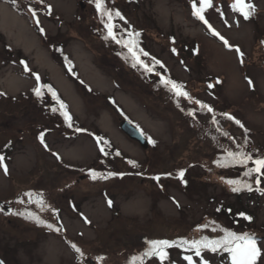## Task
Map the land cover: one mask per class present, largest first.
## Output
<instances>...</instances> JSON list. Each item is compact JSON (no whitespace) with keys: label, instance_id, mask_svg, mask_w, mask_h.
I'll return each instance as SVG.
<instances>
[{"label":"rangeland","instance_id":"374dc122","mask_svg":"<svg viewBox=\"0 0 264 264\" xmlns=\"http://www.w3.org/2000/svg\"><path fill=\"white\" fill-rule=\"evenodd\" d=\"M6 1L0 0V156L7 172L0 166V201L13 204V210L0 214V258L5 264H189L187 255L194 264H230L224 251H202L197 257L178 246L166 249L163 262L143 256L152 240L200 239L213 231L212 226L201 229L200 223L220 205L249 212L252 220L235 226L245 224L264 237V189L241 173L239 180L252 184V191L231 190L224 181L228 172L213 161L222 155L210 140L215 135L194 131L175 101L153 89L154 79L146 80L128 65L120 49L105 39V16L95 0H43L52 13L39 11V24L26 8L16 11L13 0ZM20 1L24 6L29 2ZM212 1L205 18L243 52V62L194 15L192 0H108L104 7L119 10L126 21L120 23L140 31L145 50L194 97L240 119L251 132V147L261 150L264 0H246L257 10L248 19L233 10L234 0ZM40 82L51 85L62 99L73 127L47 88L41 91L48 101L36 96L33 89ZM122 119L154 143L143 148L130 139L119 128ZM92 132L120 154L101 152ZM93 170L103 176L92 179ZM109 172L123 175L107 176ZM40 195L42 203H33ZM36 210L52 215L43 220L53 225L58 217L60 230L27 217V212L37 215ZM218 232L215 226L211 233ZM259 246L258 264H264V239ZM136 256L143 259L133 262Z\"/></svg>","mask_w":264,"mask_h":264},{"label":"snow or ice","instance_id":"6c2138e0","mask_svg":"<svg viewBox=\"0 0 264 264\" xmlns=\"http://www.w3.org/2000/svg\"><path fill=\"white\" fill-rule=\"evenodd\" d=\"M15 3V0H13ZM40 3H43V0H40ZM212 4V0H200V7H196L195 2L193 3V9H194V15H196L199 20L203 21V23L207 26L208 30L212 33L213 36L218 37L220 41L223 42L224 46L228 48H234L235 51L240 55L241 62H243V52L240 51V49L232 44L229 43V41L219 32L217 31L211 23L205 18L204 8L210 7ZM49 12L51 11V5H48ZM95 7L96 9L102 14V16L107 17V22L105 23V28L107 29V36H105V39L111 38L112 40H115L117 44H121L124 47L127 48L128 53L131 55L133 63L132 67H137V65L143 67L145 71L152 72L153 68L150 67L148 64L145 63L143 59H141V54L144 56H147L148 53L144 52L142 48L138 47V42L135 39V37L139 36L138 32H129L127 39L124 37H117L116 32L114 31L115 24L113 21V12L104 7V0H95ZM232 7L239 11L244 19H248L255 10V5L251 3H247L246 0H234V3ZM32 15L36 16V11L32 10ZM116 17H121V13L117 10L114 14ZM123 19V17H121ZM36 23L39 24L40 20L37 19ZM41 32H44V29L41 27L39 29ZM173 51H176L173 49ZM154 64H160L161 62L159 60H156L155 57H153ZM23 63V62H22ZM25 69H27V65L25 64ZM69 70H71V66L69 67ZM37 81H39L40 77L37 74L36 75ZM160 83L165 85L169 88L170 91L174 92L177 97H185L188 100H193V98L189 95L187 91L184 90V86L182 84L177 83L176 81L165 78L161 76ZM249 85H252L253 82L251 80L248 81ZM42 88H47L49 92H51L52 96L54 98H57L56 91L52 88L51 85H38L36 88L33 89L36 96L42 95ZM194 103L196 105H199L200 109L207 110L209 113H213V109L211 106L203 103L200 100H194ZM60 109L62 110V114L65 118V121L69 122V127H71V116L67 111V106L60 101L59 102ZM57 109L53 108V111H56ZM189 115H195V109H189L188 112ZM224 116L227 117V119L234 121L237 125H240L241 128H244V125L241 123L239 119H236L234 116L223 113ZM213 123L216 122L215 115L212 117ZM245 133H247V129L245 128ZM77 132L85 131V129L77 128ZM224 135H227V133H224ZM41 143L44 142V135L41 133L40 135ZM97 143H107L103 140L102 137L96 138ZM247 141H245L246 143ZM154 143V141H153ZM45 147L47 145L45 144ZM238 148H240L239 145H237ZM101 152H104L105 155H107V152L102 147L100 149ZM117 155L120 153L117 152ZM57 155V159H59V155ZM5 160L4 156H0V166H3L4 171L7 172V165H5L3 162ZM252 161L254 167L248 168L247 171L244 173L245 176H251L253 173H256V179L255 183L256 185L261 184V177H264V157H256L253 159L251 154L245 153L242 149L239 151H226V156L223 161L217 160L215 163H217L220 166H226L227 164H247L248 161ZM129 164H132L133 166H136V162L129 160ZM115 175H123V173H113L109 172L107 173V176H115ZM170 175V173L168 174ZM103 176L101 173H97L96 171H91V177L92 179H97L98 177ZM179 176L181 179L184 178V170H180ZM103 178H107L104 176ZM154 179L159 180L160 176L154 177ZM228 184L232 185V191L233 192H240L242 189H247L248 191H252V184L241 181V180H228ZM261 190V189H257ZM26 195L31 196V193H27ZM109 205H111L112 201H108ZM18 215H25L24 213H17ZM240 216L245 217L247 220H252L251 216H246L245 213L241 212L239 213ZM27 217L29 219L35 220L38 224H46L48 228H54L55 226L51 223H47L45 220L41 219L39 216H37L34 213H27ZM215 224V222H213ZM209 225L205 224L202 225V227L207 228ZM56 231H59V228H55ZM213 231H215V227H213ZM224 235L219 236L218 238H209L208 236H202L200 239H186L181 238L179 241L176 240H152L149 242L151 245L150 248H148L144 253L143 256H158L160 258V261L163 262L165 258L167 257L168 253L166 252L167 248L171 247H186L187 249H190L194 251L195 256L200 257L202 251L205 249L210 250L211 252L215 253L218 250H223L230 254L231 264H257L258 258L262 255V247L258 245V238L255 236V234L251 233H241L238 234L234 231H230L228 229H222ZM72 248L75 249L77 253H81V249L77 247L75 244L71 245ZM143 256L140 257V259H143ZM136 258H134L135 260ZM185 260L189 262V264H194L193 262V256L187 255L184 257ZM2 264V262H0ZM203 264H208L207 261H204Z\"/></svg>","mask_w":264,"mask_h":264},{"label":"trees","instance_id":"16d2710c","mask_svg":"<svg viewBox=\"0 0 264 264\" xmlns=\"http://www.w3.org/2000/svg\"><path fill=\"white\" fill-rule=\"evenodd\" d=\"M107 1L108 0H104V6H105V4H107ZM192 2L193 3L195 2L196 7H200L201 6L199 2H198L199 4L196 3V0H192ZM10 3L12 5L13 9H15L16 11H20L21 7L26 8L28 15L30 14V16L33 17L35 22L37 20V14H38L39 11L46 12V14H48V15H50L52 13V8H51L50 12L48 10L47 6L49 4L45 3V2L40 3V0H29V2L27 3V6H24L23 3L20 0H17V2L15 1V3L13 1L10 2ZM212 3H213V1H212ZM233 3H232V5H233ZM208 8L209 7H207V6L204 8V13H206L208 11L207 10ZM109 9L113 12V21L112 22L115 24L114 31L116 32L117 37L118 38L124 37L125 39H127V38H129L128 37V33L129 32H138L139 36L135 37V39L138 42V47L142 48L144 50V52H147V50H145V48L143 47V44H142L141 32L136 30L130 24L122 25L120 23V21L126 22L124 18L121 19V17H123L122 13H121V17H116L114 15L116 11L114 9H111V8H109ZM32 10L36 11V16L32 15ZM233 10L237 11L234 8H233ZM256 11L257 10L255 9L253 14ZM106 22H107V17L105 16L104 25H105ZM104 33H105V36H107V29L105 28V26H104ZM108 40L112 41V43H114V45H116L120 49L122 57L126 59L128 65L131 67L132 63H133V60H132L131 55L128 53L127 48L124 47L121 44H117L115 42V40H112L111 38H108ZM153 57L154 56H152L149 53H148L147 56H144L143 54H141V59H143L146 64H148L150 67L153 68L152 72L145 71V69L143 67L139 66V65H137V67H135V68L133 67V68L136 71H138L139 73H141L146 78V80H152V78L154 79L153 89L156 92H157V90H161L164 94L169 95L175 101V103L178 105V108L181 111L180 113L182 115V118L184 120H186L192 126V128H194L193 129L194 131L197 132L198 129L201 128V129H205V131L203 133H205V134L209 133V134H214L215 135L214 138L210 137V140L215 142V144H216L215 146L220 147V149L222 150V155L220 157H218V158L215 157L213 159L214 163L217 160L223 161L225 156H226V151L227 150L239 151V150L242 149L245 153L251 154L253 159H255L256 157H264V148L261 149V150L260 149L259 150H256V149L254 150L251 147L252 146V144H251V135H250L251 132H250V130L248 128H246L245 126H244V128H241L240 125H237L234 121L227 119V117L223 115V113H228V112L224 111V112L221 113V111L217 110L216 108H214L209 103H206V102L202 101L203 103H205V104H207V105L212 107L213 113H209V112H207V110L200 109L199 105H196L194 103V100H198V99L191 94V92H190L189 88L187 87V85L184 82H179V81L173 79L172 76L170 75L169 71L167 70V67L161 61H160L161 62L160 64H154ZM155 59L158 60L157 58H155ZM67 65H68V69L71 66V70H69V72L72 75L75 74L74 67L71 64H69V63ZM161 76H163L165 78H170V79L176 81L177 83L182 84L184 86V90L189 93V95L193 98V100H188L185 97H177L174 92L169 90L168 87H166L165 85L160 83ZM42 97H44V99L46 101H48V99H49V96L47 94H43ZM57 97H58V99L55 98L54 101H55L56 105L59 106V102L62 101V99L59 98L58 94H57ZM179 103H182V104L180 105ZM189 109H195V115H189L188 114ZM68 113L70 114L69 111H68ZM221 114H222V116H221ZM228 114H230V113H228ZM213 115H215V118H216V122L215 123H213V120H212ZM230 115H232V114H230ZM70 116H71V114H70ZM202 116L206 117V118L208 117V119L206 121H203L201 119ZM235 118L238 119L237 117H235ZM222 119H226L227 122L230 123V125L233 124L236 128L240 129L241 132H242L241 135L237 136V135L233 134L230 129L226 128L223 125V122H222L223 120ZM71 125L73 127L72 119H71ZM245 128L248 130L247 133H245V130H244ZM224 133H227V135H224ZM143 134H144V136L147 139H149L150 143L152 144L153 143L152 138H150L149 136H146L145 133H143ZM99 137H102L103 140L107 142V143H100V147L101 148L103 147L107 153H112V155L114 153L115 154L117 153V151L114 150L113 146L110 144L109 140H107L103 136H99ZM245 141H247V142L245 143ZM237 145H239L240 148H238ZM215 164L218 165L217 163H215ZM218 166L220 167V169H222V171L228 172L227 173L228 175L225 176L226 178L224 180L226 183H227L228 180H239V178L241 176H243L241 173H245L248 168L254 167V165H253L251 160L248 161L247 164H235V165L234 164H227L226 166H220V165H218ZM256 175H257L256 173H253L251 175V181H252L253 185L254 186H259V187L264 189V177H261V184L260 185H256V183H255ZM241 212L245 213L246 216H248L250 214L249 212L246 213V211L243 208L242 209H240V208L239 209H233L232 206H230V205H227V206L226 205H220L218 207V210H216L215 213L212 214L213 215L212 218L204 219V221H202L200 223V225H205V224L209 225L206 228L207 230L210 228V226H212V229H213V227L217 226L219 228V232L217 234H214V233H211L213 231L209 229L211 232L209 231L210 233L207 232L206 235H201V237L202 236H208L209 238H218L219 236H223L224 235L222 229H228V230L234 231V232H236L238 234L245 233V232L251 233V234H255V236L258 238V240L263 238L262 235L259 233V231L254 230V229L249 228V227H246L245 224H243L242 226H235L236 224L241 225V223L243 222V219H245V217L239 215V213H241ZM27 213H29V212H27ZM35 213H38L37 210L35 211ZM37 215H40L41 219H43V217L49 219L52 216V215L50 216V214H45L44 211H43V213L40 212ZM245 220L249 223V221L247 219H245ZM53 222H54V226H55L54 228H57V224L59 223L57 217L55 218V220H53ZM213 222H215V224H213ZM237 227H239V228H237ZM201 229H205V228H203L201 226ZM176 238H177L176 241H179L181 238H185V237H179L178 236ZM180 248L182 250L187 251V252H194V251H192L190 249H187L186 247H180ZM204 251H207V249H205ZM219 251H223V250H218L217 252H219ZM224 254L227 256L228 261L231 264L230 254L225 252V251H224ZM140 257L136 256V257H134L136 259L134 260V258H132V261L135 262V261L139 260ZM260 258H258L257 264L259 263Z\"/></svg>","mask_w":264,"mask_h":264},{"label":"water","instance_id":"95a60500","mask_svg":"<svg viewBox=\"0 0 264 264\" xmlns=\"http://www.w3.org/2000/svg\"><path fill=\"white\" fill-rule=\"evenodd\" d=\"M119 128L126 134L130 139L136 141L141 145V147L146 148L148 145V140L143 136V134L135 126H133L128 120L122 119L119 122ZM0 262L5 264L0 258Z\"/></svg>","mask_w":264,"mask_h":264},{"label":"flooded vegetation","instance_id":"af4514ba","mask_svg":"<svg viewBox=\"0 0 264 264\" xmlns=\"http://www.w3.org/2000/svg\"><path fill=\"white\" fill-rule=\"evenodd\" d=\"M38 140L41 142L39 136H38ZM43 147H44V151H48V152L50 151L48 147H45V143L43 144ZM52 154H53V156H55V157L57 158V155H56L54 152H52ZM58 160H60V156H59V159H58ZM20 193H21L20 195L23 194V192H20ZM37 195H38V194H37ZM37 199H38V201H37V202H33V203H38V204H39V203H42V201L44 200V199L41 197V195H40L38 198H36L35 200H37ZM0 202H2V203H6V202H3V201H0ZM12 210H13V204L10 205L9 203H7V204L4 205L3 208H0V214H1V213H3V214H7V212L11 213ZM3 214H2V215H3ZM4 217H5V215H4Z\"/></svg>","mask_w":264,"mask_h":264}]
</instances>
